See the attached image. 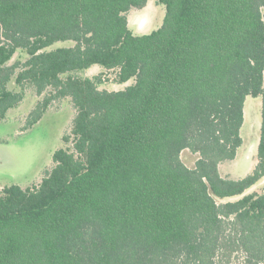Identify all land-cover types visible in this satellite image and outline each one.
Wrapping results in <instances>:
<instances>
[{
  "label": "trees",
  "instance_id": "trees-1",
  "mask_svg": "<svg viewBox=\"0 0 264 264\" xmlns=\"http://www.w3.org/2000/svg\"><path fill=\"white\" fill-rule=\"evenodd\" d=\"M158 1L161 25L134 35L147 0H0V120L27 89L46 94L37 117L76 111L39 183L0 190V264H264V186L247 191L264 180V0ZM106 71L131 83L100 88ZM246 96L255 164L230 179Z\"/></svg>",
  "mask_w": 264,
  "mask_h": 264
},
{
  "label": "rangeland",
  "instance_id": "rangeland-1",
  "mask_svg": "<svg viewBox=\"0 0 264 264\" xmlns=\"http://www.w3.org/2000/svg\"><path fill=\"white\" fill-rule=\"evenodd\" d=\"M165 6L158 0H147L142 8H132V14L139 20L131 19V23L142 24L144 30L131 25L134 35L149 33L157 29L163 20ZM71 42H59L52 47L66 46ZM51 48V47H50ZM25 55L17 54L14 60ZM100 66L81 71L83 76L99 73ZM114 71H106L102 76L100 88L109 91L119 90L130 84L131 81L119 84L115 81ZM46 94L36 95L27 89L22 101L14 108L8 110L5 118L0 120V190L11 184L20 187L37 185L45 172L52 165V153L65 146L63 137L70 130L75 116V108L69 97L58 98L50 102L46 110L37 117L39 102ZM35 118L37 120L34 122ZM261 96H246L244 101V122L240 129L242 144L235 159L222 162L219 172L230 179H239L252 172L255 164V155L260 132ZM182 161L193 167L197 154L190 150L181 153ZM264 180H259L247 191H260Z\"/></svg>",
  "mask_w": 264,
  "mask_h": 264
},
{
  "label": "crops",
  "instance_id": "crops-1",
  "mask_svg": "<svg viewBox=\"0 0 264 264\" xmlns=\"http://www.w3.org/2000/svg\"><path fill=\"white\" fill-rule=\"evenodd\" d=\"M132 18H135V20H139V17L137 16V15H133L132 14V9L129 11V13H128V16H127V21H128V27H129V29L132 31V29H131V25L132 26H134L135 28H139L140 29V25H142L143 24V27H141V31L142 30H144L143 28H144V24H145V22L144 21H142V24H140V23H138V24H134L133 25V23H131V19ZM133 20V19H132ZM133 32V31H132ZM144 32V31H143ZM143 32H142V34H143ZM100 70V68H97V70L96 71H99Z\"/></svg>",
  "mask_w": 264,
  "mask_h": 264
}]
</instances>
